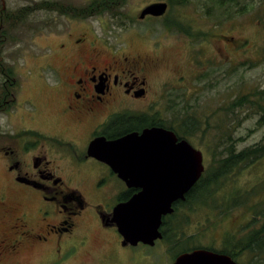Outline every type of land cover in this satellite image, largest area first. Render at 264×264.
<instances>
[{
  "label": "flooded vegetation",
  "instance_id": "flooded-vegetation-1",
  "mask_svg": "<svg viewBox=\"0 0 264 264\" xmlns=\"http://www.w3.org/2000/svg\"><path fill=\"white\" fill-rule=\"evenodd\" d=\"M24 1L25 10H15L9 0H0V20L10 18L7 27L0 25V49L6 39L10 45L8 58L0 51V114L8 116L4 124L12 128L0 130V264H24L34 258H40L39 264H61L88 244L93 229L109 249L100 258L105 263L120 246L131 245H123L113 221L114 207L141 188L129 187L108 163L89 153V146L99 138L116 140L152 126L173 130L158 122L164 112L161 99L169 93L165 86L180 87L188 79L180 68L160 79L161 43L147 46L157 55L152 56L137 47L136 39L109 36L105 27L99 32L94 15L79 18L63 13L65 3L78 9V0ZM108 1V14H125L122 10L129 0ZM154 2L168 3L165 15L142 20L170 13L173 0H150L139 14ZM15 14H28V23L34 24L30 48L13 45L23 40L9 31ZM63 17L68 27L61 23ZM48 24L57 28L48 30ZM227 39L237 41L234 36ZM31 79L38 81L36 94L23 95ZM45 111L48 116L40 122ZM175 133L178 141L187 138ZM194 187L185 200L174 203L175 211L188 201ZM219 252L240 264L238 251Z\"/></svg>",
  "mask_w": 264,
  "mask_h": 264
},
{
  "label": "rangeland",
  "instance_id": "rangeland-1",
  "mask_svg": "<svg viewBox=\"0 0 264 264\" xmlns=\"http://www.w3.org/2000/svg\"><path fill=\"white\" fill-rule=\"evenodd\" d=\"M9 1V6L15 10L25 3L24 0ZM78 1L83 4V0ZM148 1L129 0L122 10L125 14H108L106 10L96 13L98 15H94L92 21L99 32L105 27L110 30L109 36L121 35L126 39H136L139 44L137 47L142 51L148 50L152 56L157 55L147 46L152 42L161 43L157 53L161 65L160 79H167L178 68L184 69L181 74L186 75L188 82L180 87L165 86L169 93L166 92L161 99L164 112L159 113V116L203 152L206 176L216 166L217 159L227 153L225 148L231 142L240 150L264 141V124L259 123L261 112L255 113V109L250 110L248 107L242 108L239 111L241 113L229 109L239 96L264 90V0H234V3L223 0H187L185 4L173 0L170 13L164 18L154 20L153 17H147L142 20L139 18L140 7ZM226 14L237 15L226 19ZM174 19L182 23L183 27L191 26L195 35L189 36L177 27H166V21ZM9 21L10 18L4 22L0 20V25L5 23L4 27H7ZM61 23L64 27L70 25L65 17L61 18ZM10 28L9 31L15 37L23 39L13 45L21 50L30 48L33 44L34 24L28 23V14L18 19L15 16L14 25ZM56 28V24L47 25L48 30ZM215 33L217 36L212 37ZM226 35L234 36L237 41L232 43ZM209 38H217L219 42H209ZM203 40L207 42L205 45ZM50 43L54 47V42ZM8 45L6 39L0 49L4 59L8 58ZM30 83V86L23 88V95L36 94L34 87L38 86L37 79H31ZM260 98L254 96L255 101ZM188 115L195 116L200 122V128L194 133L184 132L185 128L182 127ZM47 116L46 111L43 112L39 117L40 122ZM7 118L6 114H0V130L11 132L12 128L4 124L8 122ZM256 183L261 186L252 193L251 205L264 199V159L251 167L243 165L240 170L219 179L214 185L216 193L208 199L213 205H222L224 201H229L231 192L236 191V198L239 196L245 201L248 196L245 189ZM262 212L264 204L256 209L242 205L228 212L213 208L204 201H199L196 206L184 204L168 217L170 228L174 229L180 224L183 229L184 236L177 238L178 241L163 238L157 240L155 245L139 243L136 246H120V250H116L103 263L100 258L109 249L102 244L101 235L93 229L89 232L88 244L61 264H172L174 257L186 249L199 246L223 248L224 241L232 240L233 235L227 234L229 231H234L235 236L240 238L256 228H262ZM90 224L92 228L97 226L91 217ZM243 252L238 255L240 264H264L257 252ZM39 262L40 258H34L24 264Z\"/></svg>",
  "mask_w": 264,
  "mask_h": 264
},
{
  "label": "water",
  "instance_id": "water-1",
  "mask_svg": "<svg viewBox=\"0 0 264 264\" xmlns=\"http://www.w3.org/2000/svg\"><path fill=\"white\" fill-rule=\"evenodd\" d=\"M167 9V2H154L139 17L163 16ZM89 153L108 163L129 187L141 188L113 210L123 245H155L162 239L163 217L175 211L176 201L186 199L205 170L200 149L188 139L178 141L173 130L159 126L116 140L96 139L90 144ZM174 264L237 263L228 255L200 247L181 253Z\"/></svg>",
  "mask_w": 264,
  "mask_h": 264
},
{
  "label": "trees",
  "instance_id": "trees-1",
  "mask_svg": "<svg viewBox=\"0 0 264 264\" xmlns=\"http://www.w3.org/2000/svg\"><path fill=\"white\" fill-rule=\"evenodd\" d=\"M180 4H185L188 1L187 0H179ZM224 2H233L234 0H223ZM177 2V1H176ZM174 3V2H173ZM222 3V2H221ZM111 4L108 0H94L90 3L85 4H79L77 5L78 9L74 10L71 7V4H64L63 5V13L69 14L73 17H86L89 15H98L96 13H101L103 11L109 10V5ZM93 8L94 11H90L89 9ZM18 10H25L23 7L19 8ZM23 13V11H22ZM25 14H15L16 19L23 18ZM222 15V14H221ZM237 14H226L225 18L228 19L229 17H234ZM224 17V16H223ZM166 27L169 26V29L172 27L176 28L180 31H184L187 34L194 36V32L192 31L191 26L183 27L182 23H179L177 20H167L165 23ZM255 97H261L260 100H254ZM248 107L250 110L255 109V113L261 112V118L259 120V123L264 124V90L251 93V94H244L239 96L233 103L232 106L229 108L232 110V112L235 113H241L239 112L242 108ZM224 121V120H223ZM160 125L167 126L168 128H171L175 130V132L180 133V131L175 128L173 125H167L166 122H164L162 119L159 118L158 120ZM184 127L185 131L188 133H194L196 130L200 128V122L197 118L193 115H188L187 118L184 120V123L182 125ZM2 132L0 131V135ZM181 134V133H180ZM187 134V133H186ZM183 135V134H182ZM227 153L217 159V164L214 167V169L206 174V176H202V179L199 183L196 184L193 191L189 193L188 201H186L185 204H190L196 206V204L199 201H204L206 204H210L213 208H221L223 211L228 212L230 209L239 207L242 205H246L248 209H256L259 206H263L264 199L261 201H256L255 204L251 205L250 200L252 197V193L255 192V190L261 186L260 183L254 184L252 187H249L246 193L247 198L246 200H241L239 196H235V192H231L229 195V201H224L223 204H211L210 196L215 192L214 185L215 183L221 179L222 177L226 178L229 174H232L236 170H240L243 165L248 164L250 167L258 164L261 160L264 159V141L261 143H256L254 145L245 147L243 149L237 150L235 148V144L231 142L226 146ZM253 188L251 191L250 189ZM239 190V189H238ZM216 193V192H215ZM214 193V194H215ZM196 196V197H195ZM184 205V204H183ZM179 206L177 207V209ZM176 209V211H177ZM264 212H262L263 214ZM162 230L165 236V239L178 241L177 238H180L183 235V229L180 224L178 226H175L174 229L170 228V224L168 222V217L164 219ZM228 235H233L232 240H226L224 241L225 246L221 248V251L226 252H232V251H238L239 253L246 251V250H252L254 252L258 253V257L261 258L262 261H264V226L262 228H256L253 231L249 232L247 235L241 236L240 238H237L235 236V232H227ZM191 238V236H189ZM202 247V246H199ZM196 248V247H193ZM186 249L184 251L192 250ZM208 249L212 250H219L212 246H206Z\"/></svg>",
  "mask_w": 264,
  "mask_h": 264
}]
</instances>
